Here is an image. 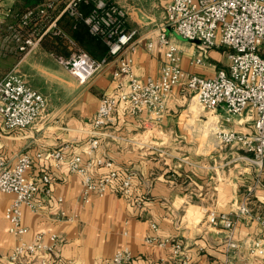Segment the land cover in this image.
<instances>
[{
	"label": "crops",
	"instance_id": "obj_1",
	"mask_svg": "<svg viewBox=\"0 0 264 264\" xmlns=\"http://www.w3.org/2000/svg\"><path fill=\"white\" fill-rule=\"evenodd\" d=\"M169 1L123 4L117 1L126 11L125 27L137 29L134 48L124 53L132 59L134 74L141 79L159 76L165 57L158 39L161 31L179 45L180 66L186 73L212 77L219 69L226 68L229 61L225 47L220 44L208 47L199 40L184 41L166 22ZM22 2L0 0L2 29L14 20ZM90 8L88 4L80 6L85 14ZM59 26L94 59L107 57L105 42L91 35L83 22L63 16ZM149 41L153 42L152 49L147 47ZM198 55L203 63L196 62ZM66 59L42 45L21 59L15 55L0 56V76L13 68L48 100L46 110L27 128L5 129L0 115V154L6 163L14 165L19 155L28 154L33 163L27 174L50 177L49 183H40L35 194L40 208L37 211L27 205L22 208L27 240H33L41 231L47 232V243L51 242L50 233L62 239L52 253L46 254L48 264H102L122 246H128L131 251L128 264H264L263 257L252 254L248 248L250 241L259 235L257 220L246 216L239 219L232 236L238 247L229 250L228 231L222 221L207 220L209 211H230L235 202L240 203L258 173V167L243 157L245 151L239 149L242 153H238L231 150H237L235 146L218 145L212 129L222 125L253 132V119L246 116L233 121L218 119L201 110L194 99L189 102L191 93L181 86L173 89L160 119L146 111L130 115L119 102L114 111L115 120L104 131L97 154L114 159L122 174L127 168L135 171L131 195L142 198L143 203L137 206L130 196L123 194L118 182L103 197L94 193L89 203H83L81 179L68 171V159L75 154L86 158L83 150L87 146V131L99 99L118 91L114 77L117 62L109 57L98 73L81 84L68 71ZM209 116L214 119L206 120ZM64 142H70L71 147L63 151L64 160L59 166L53 158L36 156ZM147 144H153L156 149ZM157 148L165 153H159ZM105 172L106 169L98 168L95 175L100 177ZM13 198V193L0 191V264H12L8 255L17 242L8 231L4 217ZM250 205L256 206V211L264 207V167ZM60 210L68 215L76 214L78 219L57 220ZM152 222L158 225L157 231L151 228ZM149 234L178 237L184 242L183 253L176 257L170 245L146 243L144 239ZM39 260L29 256L24 264H39Z\"/></svg>",
	"mask_w": 264,
	"mask_h": 264
},
{
	"label": "built area",
	"instance_id": "obj_2",
	"mask_svg": "<svg viewBox=\"0 0 264 264\" xmlns=\"http://www.w3.org/2000/svg\"><path fill=\"white\" fill-rule=\"evenodd\" d=\"M82 4L91 5L86 14L80 10ZM63 16L83 22L91 35L101 38L108 47L107 57L94 59L67 36L59 26ZM125 17V9L113 0H40L22 13H16L14 21L7 23L3 29V19L0 18V56L15 55L21 59L41 45L46 34L63 35L68 38L72 49L66 59L68 71L81 84L98 73L109 62V57L116 58L114 77L118 91L99 99L97 112L87 131V146L83 150L86 158L75 154L68 159V171L81 179L80 200L83 203H89L94 193L103 197L116 182L123 194L130 196L137 206L143 203L142 198L131 195L135 171L127 168L122 174L114 159L97 154L104 131L115 120L114 111L119 102L124 104L126 113L130 115L146 111L160 119L167 110L173 89L181 86L185 91L194 93L193 98H196L201 110L216 115L218 119L233 121L244 116L253 119V132L237 131L222 125L212 129L218 145H231L245 151L247 154L243 157L258 167V173L240 203L235 202L230 211H209L207 220L222 221L228 231V250L238 247L232 236L239 219L246 216L257 220L259 235L250 241L248 248L252 254L264 259V215L253 212L250 206L264 167V0H170L167 3L166 22L183 38L199 40L208 47L220 44L227 49V67L219 69L212 77L186 73L180 66V47L165 31L158 36L160 45L165 49L159 76L145 79L136 76L132 59L124 53L134 48L137 29H127ZM147 47L152 49L153 42H147ZM195 60L203 63L202 56L198 55ZM47 104V98L13 68L0 76V115L5 129L32 126L46 110ZM147 146L155 148L153 144ZM70 147V142H64L36 156L53 158L59 166L64 160L63 151ZM157 151L165 153L162 148H157ZM32 163L30 155L21 154L10 166L0 154V191L14 194L4 213L8 231L17 239L8 255L12 264H24V259L29 256L38 257L39 264H48L46 254L52 253L62 242L56 233L49 234L50 243L45 242V231L37 233L33 240L25 238L28 229L23 224L22 208L27 205L32 211H37L40 203L35 200V194L39 185L50 182L47 174L39 177L27 174ZM98 168L106 169L100 177L95 175ZM61 202L62 197H59L58 203ZM56 219L74 221L78 215H68L65 210H60ZM151 228L157 231L158 225L152 222ZM144 240L159 246L170 245L176 257L181 256L184 250V242L175 236L149 234ZM131 257L129 247L122 246L102 264H128Z\"/></svg>",
	"mask_w": 264,
	"mask_h": 264
},
{
	"label": "trees",
	"instance_id": "obj_3",
	"mask_svg": "<svg viewBox=\"0 0 264 264\" xmlns=\"http://www.w3.org/2000/svg\"><path fill=\"white\" fill-rule=\"evenodd\" d=\"M40 0H23L17 13L36 5ZM14 21V20H13ZM41 45L56 56L67 58L71 52V45L67 37L63 35L46 34L41 40Z\"/></svg>",
	"mask_w": 264,
	"mask_h": 264
},
{
	"label": "rangeland",
	"instance_id": "obj_4",
	"mask_svg": "<svg viewBox=\"0 0 264 264\" xmlns=\"http://www.w3.org/2000/svg\"><path fill=\"white\" fill-rule=\"evenodd\" d=\"M113 1H115V2H119V3H129V2H137V3H140V2H142V3H146V1H148V0H113ZM117 2V3H118ZM180 35V34H179ZM176 37H178L177 35H175ZM180 37L184 40V41H193V40H189V39H185V38H183L181 35H180ZM178 39H180L179 37H178ZM182 39H180V40H182ZM85 47H87L86 45H84ZM89 50V49H88ZM226 59V58H225ZM193 95H194V93L192 92L191 93V95L189 96V102L190 101H192V99H194L193 98ZM194 101L196 102V99H194ZM197 106V105H196ZM221 112H223V111H221ZM224 113V112H223ZM211 119H214V118H211L210 116L206 119V120H211ZM203 137H205V136H201V138H203ZM227 148H229V146H227ZM231 150H233V151H236V152H238V153H242L241 151L242 150H239V149H231ZM251 206V205H250ZM251 208L253 209V212H255L256 210H255V208H256V206H255V208L253 207V206H251ZM259 211H261V210H263V212H264V207H262L261 209H258ZM259 211H256V212H259ZM262 212V211H261Z\"/></svg>",
	"mask_w": 264,
	"mask_h": 264
},
{
	"label": "bare ground",
	"instance_id": "obj_5",
	"mask_svg": "<svg viewBox=\"0 0 264 264\" xmlns=\"http://www.w3.org/2000/svg\"><path fill=\"white\" fill-rule=\"evenodd\" d=\"M194 99H196V98H194Z\"/></svg>",
	"mask_w": 264,
	"mask_h": 264
}]
</instances>
